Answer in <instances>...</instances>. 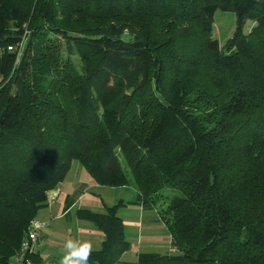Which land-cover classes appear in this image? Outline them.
<instances>
[{
    "label": "trees",
    "instance_id": "16d2710c",
    "mask_svg": "<svg viewBox=\"0 0 264 264\" xmlns=\"http://www.w3.org/2000/svg\"><path fill=\"white\" fill-rule=\"evenodd\" d=\"M73 160L158 209L174 250L137 264H264V0H0V264ZM121 204L78 210L89 264L130 249Z\"/></svg>",
    "mask_w": 264,
    "mask_h": 264
},
{
    "label": "crops",
    "instance_id": "0c3cea01",
    "mask_svg": "<svg viewBox=\"0 0 264 264\" xmlns=\"http://www.w3.org/2000/svg\"><path fill=\"white\" fill-rule=\"evenodd\" d=\"M137 196L138 190L134 184H100L80 161L73 160L65 180L49 192L48 205L43 207L37 216L46 223L36 246L37 253L42 257L40 264H43V247L57 235L53 228L56 220H59L57 224L60 225L78 227V239L91 240L95 248L99 249L105 237L104 231L94 222L81 218L78 210L87 208L105 212L108 206L120 201L124 204L119 206L118 213L125 222L126 236L131 242V247L122 254L116 264H137L138 254L142 251L166 253L174 250L171 246L172 235L158 209L145 208L140 201H136ZM135 245L136 247L132 248ZM166 248L164 251L158 250ZM132 253L133 258L130 255Z\"/></svg>",
    "mask_w": 264,
    "mask_h": 264
},
{
    "label": "rangeland",
    "instance_id": "374dc122",
    "mask_svg": "<svg viewBox=\"0 0 264 264\" xmlns=\"http://www.w3.org/2000/svg\"><path fill=\"white\" fill-rule=\"evenodd\" d=\"M109 21L112 22L113 19ZM236 23H237V17L235 12L218 9L215 13V22H214V31H213L214 38H217L220 41L221 45H224L226 41L231 36H233L234 31L236 29ZM253 25H254V21L252 19H248L244 26L245 31H249ZM123 37L125 39H129L130 35L126 33ZM162 192L164 197H162L160 200L161 207L167 206L170 196L180 193V191L177 188L170 186H166L165 188H163ZM57 223H59V220H56L53 224V228L55 229L54 231H56L57 235L53 237V240L51 242L45 244V246L42 249L43 264H59V259L63 253V244L65 240L68 238H74V239L79 238L78 227L69 226V225H60ZM135 247L136 245L133 246L132 248ZM158 250L164 251L167 250V248L158 249ZM130 255H132L131 258H133L134 254L132 253Z\"/></svg>",
    "mask_w": 264,
    "mask_h": 264
},
{
    "label": "built area",
    "instance_id": "2783aa9c",
    "mask_svg": "<svg viewBox=\"0 0 264 264\" xmlns=\"http://www.w3.org/2000/svg\"><path fill=\"white\" fill-rule=\"evenodd\" d=\"M45 226L46 223L38 218L31 221L22 245L11 264H39L35 259L37 253L36 246L42 236V229Z\"/></svg>",
    "mask_w": 264,
    "mask_h": 264
},
{
    "label": "clouds",
    "instance_id": "9594fccd",
    "mask_svg": "<svg viewBox=\"0 0 264 264\" xmlns=\"http://www.w3.org/2000/svg\"><path fill=\"white\" fill-rule=\"evenodd\" d=\"M94 251L96 248L93 241L68 238L63 244V253L59 264H89Z\"/></svg>",
    "mask_w": 264,
    "mask_h": 264
}]
</instances>
